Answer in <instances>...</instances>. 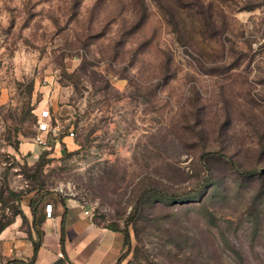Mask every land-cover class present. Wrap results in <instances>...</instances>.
<instances>
[{"label": "rangeland", "instance_id": "obj_1", "mask_svg": "<svg viewBox=\"0 0 264 264\" xmlns=\"http://www.w3.org/2000/svg\"><path fill=\"white\" fill-rule=\"evenodd\" d=\"M261 168L264 0H0V223L46 193L127 227L121 264H264Z\"/></svg>", "mask_w": 264, "mask_h": 264}, {"label": "crops", "instance_id": "obj_2", "mask_svg": "<svg viewBox=\"0 0 264 264\" xmlns=\"http://www.w3.org/2000/svg\"><path fill=\"white\" fill-rule=\"evenodd\" d=\"M20 150L34 151V147L21 143ZM30 200L26 198L21 203L25 223L16 216L0 231V254L4 258L26 259L33 253L30 236L36 239V234L31 226ZM50 205L51 215H46L40 225L42 242L35 264H52L58 259L57 253H62L74 264L116 262L123 248L121 232L95 224L92 217L85 214L84 206L75 200H65L64 204L51 202ZM43 212L46 213L44 208Z\"/></svg>", "mask_w": 264, "mask_h": 264}, {"label": "trees", "instance_id": "obj_3", "mask_svg": "<svg viewBox=\"0 0 264 264\" xmlns=\"http://www.w3.org/2000/svg\"><path fill=\"white\" fill-rule=\"evenodd\" d=\"M202 7V6H201ZM215 152L212 151H206L201 155V158H205L207 155L209 154H214ZM217 154V153H215ZM44 163V158L43 155L40 157L37 165H43ZM240 173L242 175H253L257 172L256 169H242L239 170ZM203 186L202 185L198 186L195 189H190L188 191L185 192H175V191H165L162 189H159L158 187H150L146 190L143 191V193L139 196V198L137 199L134 208H133V213H132V217L131 220H133L136 215L141 212L142 209V205H143V198L148 195V194H153L154 195H158L159 198L163 199V200H182L184 198H186L189 194H196L198 192V190ZM11 195L14 196L13 199H15L17 205H16V212L13 214V218L6 221L5 223H0V231L3 230L7 225H9L16 216H20L22 221H26L24 213L21 209V207L19 206L21 197L23 196V193H15L13 191H11ZM45 194H40V195H36L34 197L31 198L30 203H29V207L31 209L32 212V223L31 226L36 234V239H33L30 236V239L32 241V246H33V253L31 255V257L29 258V261L26 264H35V260H36V255L37 252L41 246V242H42V230L40 229V225L41 223L44 221L46 213L43 212V206L41 207V203L43 202V200L45 199ZM57 202H60L61 204H64L65 202V198L60 197ZM50 204V203H48ZM95 224H97L95 221H93ZM128 224V223H127ZM99 225V224H97ZM112 231H119L123 234V248L124 246H131V236L129 233V230L127 227H119L118 224L115 223H107L106 225H102ZM122 248V249H123ZM128 252H122L120 253V255L118 256L116 262L114 264H121L122 261L128 256ZM148 255L142 256V257H135V263L134 264H160V263H156L154 260L153 261H149L148 259ZM58 260V259H57ZM55 261L52 264H59L61 263V261ZM12 261V260H11ZM13 262V261H12ZM12 262H8L7 264H11ZM24 261L22 259H14V263H20V264H24ZM66 262L68 264H74L72 262H70L69 260L66 259ZM132 263V262H130Z\"/></svg>", "mask_w": 264, "mask_h": 264}, {"label": "built area", "instance_id": "obj_4", "mask_svg": "<svg viewBox=\"0 0 264 264\" xmlns=\"http://www.w3.org/2000/svg\"><path fill=\"white\" fill-rule=\"evenodd\" d=\"M37 116H38L37 124H38L39 132H44L45 134L48 133L51 130L50 126H49V119H50L49 111L46 109H42L37 114ZM53 130H55V129H53ZM35 140L38 143L43 142L39 136L35 137ZM45 211H46L47 216L51 215V205L50 204L46 205ZM85 214L89 215V212L87 210H85ZM57 255H58V257H62V253H57Z\"/></svg>", "mask_w": 264, "mask_h": 264}, {"label": "water", "instance_id": "obj_5", "mask_svg": "<svg viewBox=\"0 0 264 264\" xmlns=\"http://www.w3.org/2000/svg\"><path fill=\"white\" fill-rule=\"evenodd\" d=\"M260 172H262V173L264 174V168H261V169H260Z\"/></svg>", "mask_w": 264, "mask_h": 264}]
</instances>
